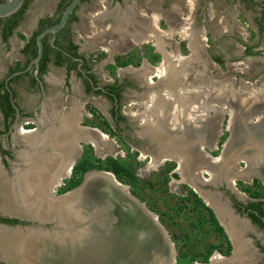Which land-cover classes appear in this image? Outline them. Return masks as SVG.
<instances>
[{
  "label": "rangeland",
  "instance_id": "1",
  "mask_svg": "<svg viewBox=\"0 0 264 264\" xmlns=\"http://www.w3.org/2000/svg\"><path fill=\"white\" fill-rule=\"evenodd\" d=\"M59 1L61 2V0H39L33 5V9L41 11L45 7H50L52 14L56 16L61 13L59 11L60 8H57V4L60 3ZM244 1L124 0L121 4L117 3L116 0H93L92 5L87 6L83 4L78 12L82 18L78 31L82 36H90L87 42L93 44L98 43L96 38L102 34V49L94 48L87 51L90 62L94 66L92 68H95L98 82L102 86H117L128 77L132 81L133 79L138 81V84L142 87L146 86L147 83L153 82V87L157 93L167 94L170 92L171 97H174L177 94H184L183 91L190 89L195 84V81L198 82L203 77L202 82L205 80V83L210 81L209 83H213L218 87H229V89H234L235 91L233 90V92L240 96L244 91L246 93L249 90L250 92H255L258 89H263L264 91V66L257 62L255 64H258L257 66H260L262 69L257 67L259 71L253 69L250 73L247 69L251 59L252 61H258L259 58L254 57L249 59L243 49V45L250 43V40L254 38L252 28L244 16L242 8ZM101 10L102 24L94 19L95 14ZM28 24L31 25L30 29L27 28ZM31 27L32 20L29 18L24 22L21 30L25 34L30 35ZM190 27L195 32V35L191 38L188 35V32L192 31ZM23 44L24 42L20 38L14 37L13 47L15 50L23 46ZM157 44L164 46V52H168L171 56L175 55L182 58L183 61H186V58H188L187 70L189 72L187 71L188 77L185 80L186 83L184 81V83H180L181 79L177 78L175 85H169L167 80L161 81L158 84V81L162 79L159 76V68L162 67L165 61L167 62V59L159 52L160 50L157 51L159 49L158 46L157 49L153 46ZM4 49L0 45V64L4 55H10ZM128 50H130L129 54L125 55ZM179 52L183 55H179ZM211 52L215 56L214 59L210 57ZM15 56L19 55L16 54ZM21 58L23 61L27 59L26 57ZM216 58H221L224 63H218ZM127 61L129 62L127 67L121 65V63ZM146 63L152 68L147 67ZM62 74L63 71L61 69H53L52 76L56 80H61ZM74 77V88L76 89H74L73 94H67L59 98V102H57L60 108L66 107L65 102L61 103V100L67 102L68 99L72 100L75 98L74 100L78 102V99L87 98L83 92L84 86L82 80L76 79L75 75ZM171 77L173 80L174 77ZM198 77L200 78L198 79ZM28 82V79H26L23 83V87L26 90L24 88L20 89L22 96L19 98V101L22 104H26L33 94L32 90L27 89ZM197 82V85H194L195 87H198ZM186 84H189L190 87ZM170 86L173 88H170ZM49 88H51L52 94L61 90V88L54 87L51 84H49ZM246 88H248V91ZM129 89L135 91L134 88ZM129 95L132 96L127 97L131 98L124 99L123 101V114L129 118V123L134 125L132 118L142 113L141 122L145 123L143 119L147 113V109L149 105L152 106L153 104L148 103V99L141 102L132 98L134 96L133 93L130 94L129 92ZM34 96L39 97V94H34ZM96 100L102 103V115L93 106H88L89 115L93 114L95 118H87L81 125L100 130L95 133L97 134V143L91 141L96 143L97 146L95 149L91 145H86L81 159L79 157L80 160H77L80 162H91L95 165L102 164V166H106L105 163L109 162V160H114L137 178L136 180H131L130 176L123 173L122 178L117 179L121 183L128 185L132 195L146 204L147 208L159 217L160 222L169 232L175 245L177 251L176 264H224L225 258L231 255L230 253L229 256H225L222 253L227 250L228 243L225 237L216 231L207 212L198 206L195 196L197 194L186 184V176L181 172L175 175L171 172L176 171L177 166L172 167L174 170L169 172L166 171V166L150 169L149 167L152 164L150 158H146L145 156L148 153L146 147L132 143L130 140L132 130L130 128L124 131L127 135L126 138L120 136L118 132H114L105 119L107 118L106 109L110 107V104L103 97L102 100L100 98ZM259 105H263L261 108L264 107V101ZM259 105L257 106L258 108H260ZM44 111L46 112V110ZM45 112H43V116H46L48 119V115ZM213 112L209 111L208 114L206 113V116H210V113L213 115ZM226 112L225 117L228 118V112H232L229 110ZM234 113L238 119L239 116L236 115V112ZM138 123L136 122L135 124ZM224 123L225 126L222 127L220 133V150L213 154L215 157L221 155L227 142V121H224ZM61 128L63 126L59 129ZM85 135L83 136L85 137ZM136 141L144 142L141 138L136 139ZM78 143L82 144L76 142V147ZM95 170L106 171L105 168ZM69 176L61 178L64 183L58 189L61 191L59 194L57 193V196L64 194L62 191L69 186ZM242 185L245 188L248 187L244 186V184ZM258 185L262 186L260 183ZM182 187H184L185 191L181 189ZM223 229L231 245L232 252L233 245L229 240L231 235L226 227H223ZM50 230L52 229L50 228ZM244 237L246 238H243L241 243L239 242L240 245L243 246L244 241L253 243V237L250 234ZM213 247H217L218 249H214L209 257H207L209 250ZM242 248L240 246V249ZM248 252L249 250L247 251L246 248V254ZM254 254L253 251L252 253L249 252L241 264H247L248 261L250 262V260L254 259ZM238 257L240 258V256ZM235 262L237 263L236 260Z\"/></svg>",
  "mask_w": 264,
  "mask_h": 264
},
{
  "label": "flooded vegetation",
  "instance_id": "2",
  "mask_svg": "<svg viewBox=\"0 0 264 264\" xmlns=\"http://www.w3.org/2000/svg\"><path fill=\"white\" fill-rule=\"evenodd\" d=\"M38 1L39 0L25 1L28 2V8L25 11L19 26L15 29L14 33L9 37L8 40H4V37L2 35V29H0V45H2L5 48L4 51L7 54H10V55L3 54L4 56L1 59L2 63L0 64V85L4 83V88L2 87L0 88V95H6V92L10 94V92L6 87V81L8 78H10V76H12L14 73L18 71H23L30 66L31 63L23 70H18L16 72L14 71V69L17 67L18 64H20L21 67H24L29 61V56L24 53V49L27 45V42L31 39L34 33L40 30L42 21L47 19L56 20L62 14V5L63 2L66 0H61V2L59 1L60 3L57 4V8H60L59 11H61V13L56 16L52 14L50 7H45L41 11L38 10L35 11V9H33L34 8L33 5ZM255 1L256 0H253V2ZM116 2L122 4L124 0H116ZM83 4H86L87 6L92 5L93 0H87V1L80 0L78 7L72 13L67 26L57 35L55 44L57 42L58 44L56 45L59 48H55V47L54 48L58 52L64 54L63 58H65V60L63 61V63L60 65L57 64V56L59 54L55 53L54 54L55 56L52 57L51 60L49 61L47 66V71L43 74L42 78L39 76V71H40V66H39L38 76L43 81L45 93L42 91L39 82H38L39 85L35 86L32 82L31 76H26V74L30 72L32 76L36 78L35 67H33L30 71H28L25 74L18 75V76H22L21 78L15 79L18 76H14L9 81L10 88L15 97L14 99L16 101V105L19 108L20 117L18 118L17 111L14 107H13L14 112H12L10 116L6 115L4 109H0V173L3 174L2 176L4 178L3 180H0V182L2 181L4 185L10 184L12 188L16 186L17 190L20 188L19 185L20 183L28 184L33 182L34 184L32 183V186L31 187L29 186L28 189L31 190L33 189V192L39 190L38 187L34 186L35 183L38 182L37 178H35L34 181H32L31 178L32 167L34 163L33 162L30 163L29 160L28 161L25 160L22 156L25 152L28 151L29 153H31L30 155L34 157L33 149L29 147V145L26 143L27 142L26 140L30 136L29 133H32L31 135L33 134L41 135L43 132H45L43 133V135L47 136L52 130L54 129L58 130L62 126L63 119L61 118L63 116H69L70 114L73 113L75 114V118H76L75 121L77 122L78 125L75 127H78L79 130L83 131L86 128H89L81 125L82 123H84L85 119L95 118V115L93 114L89 115L88 106H93L95 110L97 109L98 112H100V115H102V103L97 102L96 99L100 98L102 100L103 97L105 100H107V103L110 104V107L106 109L107 118L105 119L110 124V127L114 130V132L116 133L118 132L120 136L126 138L127 135L125 134L124 131L130 128L132 130V132L130 133V140L132 141V143L136 145L139 146L143 145L146 147L148 153L145 156L146 158H150L151 164L153 163L152 162L153 158H158L157 162L160 163L158 166L159 167L166 166L167 172L174 170L172 169V167L177 166L176 171H171L173 172L174 175L176 173L180 174L179 172L184 173L183 172L184 167L182 163L183 157L189 158L190 160L187 161L188 162L187 165H189L192 161V167H190L189 165L188 167L190 169L186 170L187 171L186 174H188L187 176L189 177V179H187L186 182L188 187L190 186V188L198 195V197L203 202H204L203 198L199 195L201 192L193 185L201 189L205 194L207 193L206 195H208V197L210 196L212 200H215L216 204L217 203L223 204L226 207V209H228L227 210L228 214H230L231 217L232 216L234 217V218L232 217L231 220H233L235 224H238V227L243 225L245 227V233L248 230V232L246 233L247 235L244 233L245 235L243 234L241 236H238L239 237L238 241L239 242L240 240L243 241V238L244 239L246 238L244 236H249L250 234L251 237H253V243L249 241H244L243 246L241 245V247L243 248L242 249L239 248L241 252H237L235 256L236 257L235 260L237 261V263L235 262V260H231L230 264L243 263L244 258H246L249 252L252 253V251L255 253L254 254L255 257L254 259L250 260V262L248 261L247 264H264V227L262 223H259V221H257L252 216V215L259 216L261 221L264 223V216L261 215L260 212L261 210L264 211V154L260 158L255 157V160L253 161L247 159L248 157L246 158L244 155L245 154V152L243 151L244 148L245 149L247 148L246 151H250L252 153L254 152L252 151L253 148L248 143L250 141L249 138L251 136V134L249 136L247 132V129L251 123L250 116L245 117L244 119L243 118L237 119L236 117H234L235 120H233L232 119L233 116L231 118V114L229 113L228 118H226L225 121H227L226 124L227 142L231 141L235 146L233 150L234 155L233 154L230 155V158L227 161L229 164L228 163L226 164L228 170L226 169L225 164H224L225 166L222 165L224 166L222 168H224L225 171H223L220 175L215 174L216 172L213 171L215 169V166L208 167L209 161L212 162L213 164L214 160L220 159L219 158L220 156L215 157L213 155L215 152H218L220 150L219 147L220 135L219 137H217L218 143L214 150H211L210 147H205L206 155H204L202 154L203 152L200 148L202 147L203 143L208 145V144H212V141L215 140L214 137H216V134L213 128L205 130L203 132L204 133V139H203L202 138L203 133L200 126H194V124L189 125V123L183 120L182 122H184V124H182V127L171 128L169 127L170 126L169 119H171V117L168 116V119L165 118L166 121L163 122L164 116L161 113L160 114L158 113L157 115L156 114L152 115L153 118L152 121L154 120L153 122H155L154 124L155 126H157L155 127L153 133L149 132L150 133L149 134L144 130L146 127L145 126L146 122L145 123L141 122L143 115L142 113H139L138 115L134 116L135 118H132V122L134 123V125L130 124L129 118L123 114V101L124 99L131 98L127 96H132L129 95V92L130 94L132 93L134 94L132 98H135L136 100L141 102H144L145 99H148V103L150 102V104L154 101L156 103L157 99L162 98V95L171 96L170 92H168L167 94L157 93V91L153 87L154 85L153 82L151 83L149 81L150 84L147 83L146 86L142 87L140 84H138V81H136L135 79H133L132 81L128 77L126 78L125 81H121L118 86H112V85L102 86V84L98 82L95 68H92L91 71H86L85 69L86 67H94L90 62V58L87 51L92 50L94 48L102 49V34H100V36L96 38V41L98 43L93 44L87 42V39H89L90 36H82L81 33L78 31L82 19L78 12ZM101 16H102V10L99 13H96L94 17V19L96 21H99L100 24H102ZM29 18L32 20V27H31L32 29L29 32L30 35H27L21 30V27L24 24V22L27 21V19ZM262 18H264V14L262 15ZM258 22L256 23V25H258L257 27L259 29V33H262L263 30L259 25L261 22L259 23ZM30 26L31 25L28 24L27 28L30 29ZM21 34L25 37L23 40L20 38ZM14 37L16 38L18 37L24 42L23 46H21L16 50L13 47ZM46 37H49V41L51 43L52 36L48 35ZM132 42L134 41L132 40ZM129 52L130 50H128L125 53V55H128ZM16 54L19 56L16 57L15 56ZM125 55H120V56H125ZM21 57H26L27 59L23 61ZM210 57L213 59L215 58L213 52L210 53ZM73 65H76V70L69 71V67ZM54 68L61 69L63 71L62 78L59 83H52L53 82L52 74ZM81 69L85 72V75L81 72ZM79 73L81 74V76L79 75ZM91 74L94 75L95 80L97 81L96 84L92 80L90 76ZM74 75L76 76V79L82 80L84 86L83 92L87 98L86 99L77 98L79 100L78 102L74 100L75 98H73L72 100L68 99L67 102L61 100L62 101L61 103L65 102L66 107L63 106V108L62 107L60 108L58 104L59 98H62L67 94H73L74 89H76L74 88L75 87ZM86 76H88L93 81V83L90 81V83L93 86V91L87 90L85 80H88V78H86ZM26 79H28L29 81L27 85V89L32 90L33 94L32 96H30L31 99L29 97L30 100L27 101L26 104H22L19 101V98L22 96L20 89L24 88L23 83ZM49 84H51L54 87L57 86L61 88V90L57 93L52 94L51 88H49ZM129 88H134L135 91L130 90ZM102 89H104V91ZM24 90H26V88H24ZM34 94H39V97L34 96ZM82 100L84 103L82 102ZM156 109L157 108H155V110ZM234 109L236 110V107ZM44 110H46V112ZM147 111H150V109L148 108ZM43 112H45V114L48 115V119L46 116H43L44 115ZM231 119L233 120L234 123L233 122L231 123L232 121ZM136 122L139 123L135 124ZM227 125H229V127ZM244 127H247V129ZM89 129H91L89 133L90 136L88 134L89 140L87 138L77 140V142H80L82 144L78 143L77 149H73L74 150L73 156L67 161L65 166L62 165V167H60V169L58 168L57 171H56L57 168L56 169L54 168L52 170L53 173L51 172L49 173L50 176L45 181L46 184L44 185V187H46L44 189L46 191V194L50 193L51 195L57 196L60 193L61 190L58 189L62 187L64 182L60 184L58 177L60 176L61 178L62 177L64 178L65 176L63 175L67 173V169H69V166L72 164V169L70 171V176H69L70 178L68 182L70 181L77 165L80 163V161L78 160L81 159V156L84 153V148L86 145H91L93 148L96 149V146L91 141H95L97 143V134L95 133H97L100 130L98 128H89ZM47 131H49V133ZM158 134H160L161 136ZM261 135L264 136V131H262V133L259 134V136ZM135 138L136 139L141 138L144 142L143 143L137 142ZM169 139L171 142L173 141L174 144L170 145ZM262 140L263 139H261V142ZM168 141L169 144L167 143ZM186 146L187 148H185ZM49 149L47 148L45 151L47 154L52 151L51 148ZM262 151L264 152V148H262ZM204 156L205 158H202ZM200 159L205 160V162L208 165L199 163L201 161ZM202 166L204 168H202ZM210 168L212 171L209 170ZM259 183L262 186H259L258 185ZM242 184L248 187L245 188L243 187ZM181 189L185 191L184 187H182ZM196 191L199 193H197ZM66 192H62V193H66ZM29 207L31 208V205ZM207 207L213 211L216 217V213L214 209L209 206ZM24 217H29V216L24 215ZM236 217H238L239 219H236ZM231 220L228 219V221ZM38 224L39 222L35 219L32 218L23 219L19 214L8 213L3 210H0V237H4V235L6 236L10 234L12 235V239H13L11 240L12 243L6 241H3L4 243L0 242V264H31L32 262L33 263L36 262L34 258H36L38 255V251H37L38 249L35 248L34 249L35 252L32 251V256L34 258H32V261H29V257L26 259L24 253H22V249L24 248L25 245L22 244L20 240L23 238V236L28 237L30 234L36 233L40 230L51 231L50 228L52 229L53 227V224H47L46 226L43 227L44 229H42L38 226ZM13 236L15 237L13 238ZM16 236L18 237V239H16L17 238ZM32 238L35 239L34 237ZM230 238L229 240L233 245V249L231 255L227 258H232L234 251V244H235L234 239L233 238L230 239ZM2 246L3 247L5 246L4 248L8 250L7 251L4 250ZM11 248L14 249L11 250ZM246 248L247 251L249 250L248 254H246ZM26 249H28V246L26 247ZM31 249H33V246ZM26 252L29 253V251ZM7 254L10 255L12 254V256L14 255L13 258L15 260L14 259L10 260L7 257L8 256ZM238 256H240V258Z\"/></svg>",
  "mask_w": 264,
  "mask_h": 264
},
{
  "label": "water",
  "instance_id": "3",
  "mask_svg": "<svg viewBox=\"0 0 264 264\" xmlns=\"http://www.w3.org/2000/svg\"><path fill=\"white\" fill-rule=\"evenodd\" d=\"M25 1H0V18H8L16 14L23 7ZM79 3L80 0H71L62 14L60 22L45 29L38 36V54L30 66L23 71L14 73L7 79L6 87L10 92V99L17 111L18 118L20 117L19 108L9 85L10 79L25 74L35 67L36 79L45 93L43 81L38 76L40 61L44 54L43 40L46 36L51 35L52 46L59 48L55 44L57 35L67 26ZM81 72L85 75L82 69ZM86 78L93 83L88 76ZM161 81L162 79L158 81V84ZM102 90L104 91V89ZM190 97L193 96L190 95ZM256 108L258 107L254 106L249 115L251 123L248 129L252 135V141L248 143L252 147L263 144L264 141V136H259L264 131V107L261 110ZM226 113L224 110H219L204 119L200 126L202 133L213 128L216 137L212 144H202L200 147L202 154L206 155L205 147H210L211 150L216 148L217 137L224 126ZM258 117L261 118L258 119ZM227 126L229 127V125ZM90 130L86 128L83 133L89 134ZM202 138L204 139V133ZM261 139H263L262 142ZM234 146L231 141L226 142L220 159L214 160L212 166L220 167L224 163L227 164ZM208 163L211 166L210 161ZM193 186L201 192L199 195L206 205L214 209L216 217L222 225L216 207L211 203L212 206L209 205L205 200L208 195L195 185ZM128 187L121 183L113 173L94 170L86 173L78 187L59 196L49 193L47 201L43 203L38 202L37 192H34L30 197L20 195L23 201L19 199V202L31 205L34 211L31 215H27L29 217L21 215L23 219L37 220L38 226L42 229L47 224H53L51 231L40 230L28 237L23 236L20 240L25 245L22 253L26 259L29 257V261H32L34 258L32 251L35 252L34 249L39 247L38 255L34 258L37 263L32 262L31 264H176L177 251L169 232L160 222L159 217L150 211L146 204L135 198ZM208 198L212 202V199ZM44 205L47 206L45 209ZM236 219L239 218L236 217ZM38 238H42L41 242L36 240ZM27 246L28 249H26ZM32 246L33 249H31ZM238 251V247L234 244L232 258H225L224 264H230Z\"/></svg>",
  "mask_w": 264,
  "mask_h": 264
},
{
  "label": "bare ground",
  "instance_id": "4",
  "mask_svg": "<svg viewBox=\"0 0 264 264\" xmlns=\"http://www.w3.org/2000/svg\"><path fill=\"white\" fill-rule=\"evenodd\" d=\"M188 35H189L190 38L193 37L192 31L191 32H188ZM159 48H160V46H159ZM172 56L171 57H172V60L173 61H171V60L169 62L168 61L167 62L165 61V63L162 65V67L159 68V70H160V73H159L160 78H162V81L163 80L164 81L167 80V82H168L169 85H171V84L172 85H175L176 84L175 81H177V78L178 79H181L180 80V83L183 82V81L185 82V80H187L188 72H189V70H187V67L188 66H186L187 60L186 61H183L182 58L176 57L174 55H172ZM145 65H147V63ZM171 76L174 77L173 80H172V77ZM200 77H198V79ZM202 80H203V77H201L198 82L197 81L194 82L195 84H196V82L198 83V87L197 86L195 87L194 86L195 84L192 87H190L189 84L188 85L186 84L187 86L190 87V89L187 90V88L185 87L187 91H183L184 94H179V95L177 94L176 97H171L169 95H163L162 98L157 99L156 103H155V101L152 102L151 104H154L155 106L154 105L153 106L149 105V109H150L151 112L150 111H147V113H146V115L144 117V120L146 122V125H145L146 127H145L144 130L146 132H148V133L149 132H152L153 133L155 127H157V126H155V124H154L155 122H153L154 120L152 121V119H153L152 118V115H155V114L157 115L158 113L159 114L161 113L164 116L163 122L166 121L165 118L168 119V116L171 117V119H169L170 120V122H169L170 123L169 124L170 126L169 127H171V128H174V127H182V124H184V122H182L183 120L186 121L187 123H189V125L190 124H194V126H202L204 119L206 117H208V116H206V113L208 114L209 111H212L213 112V110L215 108H217L214 111L215 113L216 112H219V110H224L225 112L227 110L231 111L232 113H230V114H231V118L233 116V118H232L233 120H235L234 119V117H235V113L234 112H236V115L239 116V118H243L244 119L245 117H248L250 115V112H251L250 110H252V108L254 106L256 107L260 103L262 104V102L264 101L263 100L264 99V91H263V89L262 90L261 89H258L255 92H252V91L250 92V90H249V92H247V93H246V91H244L239 96L238 94H236V93L233 92V89H231V88L229 89V87H227V88H226V86L225 87L224 86H221V87L219 86L218 87L217 85H214L213 83H209L210 81L208 83H205L204 82L205 80L203 82H202ZM178 82H179V80H178ZM183 83H182V85H183ZM187 83H188V81H187ZM166 86H168V85H166ZM171 87L172 86H170V88ZM247 89L248 88H246V90ZM172 90H174V89H172ZM190 95L193 96V97H190ZM261 106H263V105H259L260 108H256V109L260 110L261 109ZM235 107H236V110L234 109ZM155 108H157V109L155 110ZM242 108H245V109H242ZM74 118H75V114L74 113L73 114H70L69 116H64V118L62 120V126H63V128L58 129V130H55L54 129L50 133H49V131H47L49 133V134L47 133L48 134L47 136L46 135H43V133H45V132H43L41 135H39V134H37V135H34V134L31 135L32 133H29L30 136L26 140L27 141L26 143L34 151V154H33L34 157H32L30 155L31 153H29L27 150H26L27 152L24 151L25 152L24 154L22 153L23 154L22 156H23V158L25 160H27V161L29 160L30 163L31 162L34 163V165L32 167V173H31L32 175H31V178H32V181H34L35 178H37V181L38 182H36L34 186H36V187L39 188V190H37L36 192L38 194L37 195L38 202H40V203L45 202L46 201V198H47L46 191L44 190L46 187H44V185L46 184L45 181L50 176L49 173L50 172L53 173L52 170L54 168L55 169L57 168L56 169V171H57L58 168L60 169V167H62V165L65 166V164L67 163V161L73 156V152H74L73 149H76L75 145H76L77 140H80V139H83V138H85V139L87 138L88 139V134L85 135V133H83V131L79 130L78 127H75V126H78V125H77V122L75 121L76 118L75 119ZM260 118L261 117H258V119H260ZM233 120L231 121V123L233 122ZM244 128L247 129V127H244ZM247 132H248V134L250 136V132H249L248 129H247ZM40 133H41V131H40ZM83 135H85V137ZM158 135H160V134H158ZM89 136H90V134H89ZM251 136L249 138V140H250L249 143L252 141ZM105 138H106V136H105ZM169 141H170V139H169ZM169 141L167 142L168 144H169ZM93 142H95V141H93ZM172 142L170 141V145L174 144V142L173 143ZM162 143H163V140H162ZM167 143H166V146H167ZM93 144L95 146H97L96 143H93ZM263 146H264V142H263V144H258L257 146H254V147L251 146L253 148L252 151H254L253 153L250 152V151H246L247 148L245 149L243 147L244 148L243 151L245 152V154H244L245 157L246 158L248 157L247 159H250L251 161L255 160V157H259L260 158L264 154V152L262 151V148H264ZM47 148L48 149L49 148L52 149V151H51L50 154L45 153V151H46ZM185 148H187V146ZM160 152H162V151H160ZM161 154H163V153H161ZM232 154L234 155V153H232ZM157 159L158 158H153V160H152L153 163L149 167L150 169L151 168H153V169L158 168V165L160 163L157 162ZM189 160H190L189 158H187V157L184 158L183 157V161H182L183 167H184V171H183L184 173H182V174L184 176H186L185 178H187V179H189V178L187 176L188 174H186V172H187L186 170L187 169H190L188 167L189 165H190V167H192V161H191V163L189 162L190 163L189 165H187V163H188L187 161H189ZM199 163H202L204 165H208L203 160H201ZM210 163L212 164V162H210ZM224 164L226 165V163H224ZM224 164H222V165H224ZM193 165H194V163H193ZM196 165H197V163H196ZM222 165L220 167H215V169L213 170V171L216 172L215 174L220 175L223 171H225V169L222 168L225 165L224 166H222ZM208 167H210V166H208ZM225 167L227 169V165ZM202 168H204V167L202 166ZM71 169H72V164L69 166V169H67V173L64 174L63 176H65V177L66 176H69ZM209 170H211V168ZM211 171H209V172H211ZM2 175L3 174L0 173V180H3L4 179ZM25 178H27V177H25ZM58 179H59V183L61 184L63 182L62 179H61V177L59 176ZM32 183H28V184H25V183L24 184H21L20 183L19 184L20 185V188H19L20 190L19 189L17 190L16 189V186L12 188V186L10 184L4 185L2 183V181H1L0 182V210H3V211L8 212V213H16V214H19V215H31L32 213H34V211L29 206H27L24 202L23 203H20L19 202L20 201L19 199H21L23 201V199L20 198V195H24L25 197H27V195H28L30 197L32 194H34L33 189L32 190L31 189H28L29 186L30 187L32 186ZM26 185H28V186H26ZM24 196H22V197H24ZM204 198H205V196H204ZM207 199H209V198L208 197L205 198V200L207 201V203L209 205L212 204L214 207H216L217 211L219 212L218 214H220L219 217H220V221H221L222 225L224 227H226L227 231H229V233L231 235V238H233L235 240L236 246L239 249L240 246H241L240 243L242 241L240 240V243H239V241H238L239 240L238 239L239 237L238 236H241V235H243L245 233V227L243 225L240 226V227H238V224H235L233 222V220H231L232 217H231L230 214H228V211H227L228 209H226V207L223 204H221V203H219V204L217 203L216 204L215 200H212V202H211L210 199L209 200H207ZM46 207L47 206H45V205L43 206L44 209ZM227 218L230 219L231 221H228ZM4 237H0V242L6 241V242H9V243H12L11 242V240H13L12 239V235H10V234L9 235H6V236L4 235ZM14 237L15 236H13V238ZM16 239H18V237ZM41 239L42 238H38L37 241L41 242ZM8 245H10V244H8ZM11 246H12V244H11ZM4 247H3V249L6 250ZM13 249L11 248V250H13ZM37 249H39V247H37ZM240 251L241 250L239 249L238 252H240ZM7 255H8L7 257L10 260H13L14 259L13 258L14 255L13 256H12V254L11 255L10 254H7Z\"/></svg>",
  "mask_w": 264,
  "mask_h": 264
},
{
  "label": "trees",
  "instance_id": "5",
  "mask_svg": "<svg viewBox=\"0 0 264 264\" xmlns=\"http://www.w3.org/2000/svg\"><path fill=\"white\" fill-rule=\"evenodd\" d=\"M0 1H5V0H0ZM70 1L71 0H66L63 2L62 14H63L64 10L66 9V7L69 5ZM27 8H28V2H25L23 7L16 14H14L8 18H0V29H2V35L4 37V40H8L9 37L14 33L15 29L19 26ZM62 14L56 20L47 19V20L42 21L40 30L34 33V35L31 37V39L27 42V45L24 49V53L29 56V61L27 62L26 66H24V67H21V65L18 64L17 67L14 69L15 72L18 70L25 69L32 62V60H34L37 57V54H38L37 38H38L39 34L43 30L59 23L61 20ZM20 38L23 40L25 37L21 34ZM43 41H44V54H43V57H42L41 62H40V71H39V76L41 78H42L43 74L47 71L48 63L51 60V58L55 56L54 55L55 53L59 54L57 56V64L58 65L62 64L63 61L65 60V58H63L64 54L58 52L54 47H52V45L49 41V37H45ZM56 44H58V43L56 42ZM216 61L220 64L224 63L221 58H216ZM128 63L129 62L127 61L125 63H121V65L126 67V66H128ZM85 69H86V71H91L92 67H86ZM71 70H76V65L69 67V71H71ZM79 75L81 76L80 73H79ZM26 76H31L32 82L35 86L39 85L37 79L34 76H32V74L30 72L27 73ZM90 76H91L92 80L94 81V83L96 84L97 81L95 80L94 75L91 74ZM21 77L22 76H18L15 79H19ZM85 82H86L87 90L93 91V86L90 83V81L85 80ZM1 87L4 88V83L0 85V88ZM0 109H4L7 116H10L11 113L14 112V108H13V105H12V102L10 99V94L8 92H6V95H0ZM105 164H106V166H102V164L95 165V164H92L91 162L90 163L89 162H80L74 171V175L72 176V178L69 181V186L66 187L62 192L70 191V190L78 187L82 183L85 174L87 172H89L91 170H95V169L101 170V169L105 168L106 171H110L117 178H120V179L122 178L123 173L130 176L131 180L137 179L136 177L131 175V173L128 170H126L123 166H121L120 164H118V162H115L114 160H109V162H107ZM79 175H80V177H79ZM193 195H195V194L193 193ZM195 196H196V202H197L198 206L202 207L207 212V214L211 220V223L216 228V231L221 236L225 237V239L228 243V248L225 252H222V253L225 256H229L231 253V245H230L228 239L226 238L223 227L219 224V222H218L217 218L215 217L213 211L210 208H208L205 205V203L197 195H195ZM259 206H261V205H259ZM260 212H261V215L264 216V211L261 210ZM252 216L257 221H259V223H262L263 227H264V223L261 221L259 216H257V215H252ZM214 249H218V248L217 247L211 248L208 252L207 257H209V255L213 252Z\"/></svg>",
  "mask_w": 264,
  "mask_h": 264
},
{
  "label": "crops",
  "instance_id": "6",
  "mask_svg": "<svg viewBox=\"0 0 264 264\" xmlns=\"http://www.w3.org/2000/svg\"><path fill=\"white\" fill-rule=\"evenodd\" d=\"M242 5H243L242 8H243L244 16L246 17V20L250 24V27L252 28V31H253V33L252 32L251 33L254 36V38H252L250 40L251 41L250 43H248V44L243 43L244 44L243 49L245 50V55L247 54L249 59L254 58V57L259 58L258 61H256V60L252 61V59H251V61L249 62L247 69H248V72L250 73L253 69L257 70V67L261 68L260 66H257L258 64H255V63L259 62L264 66V18H262V15L264 14V0H256L255 2H253V0H245ZM258 21L261 22L259 25H260L261 29L263 30L262 33H259V29L257 27L258 25H256V23ZM191 29L193 31V35H195L193 28H191ZM196 34H198V33H196ZM153 46L156 47V49H157V46H158V48L160 46V48L157 49V51L160 50L159 52H161L163 54L164 58H166L168 62L170 60L173 61L172 60L173 56L171 57V55L168 52L167 53L164 52V49H165L164 46H162L160 44H157L156 46L153 45ZM179 51H180V49H179ZM179 55H183V54H181L179 52ZM187 59L188 58H186V60ZM187 64L188 63L186 62V66H187ZM147 67L152 68L151 66H148V65H147ZM252 67H254V68H252ZM257 71H259V70H257ZM263 73H264V71H263ZM263 73H261V74H263ZM52 81H53L52 83H59L60 82V80H56L54 77H53Z\"/></svg>",
  "mask_w": 264,
  "mask_h": 264
}]
</instances>
